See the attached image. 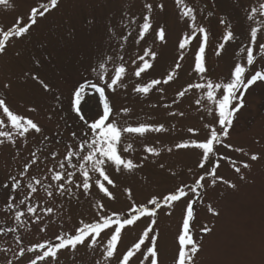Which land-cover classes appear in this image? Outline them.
<instances>
[{
	"label": "rangeland",
	"instance_id": "1",
	"mask_svg": "<svg viewBox=\"0 0 264 264\" xmlns=\"http://www.w3.org/2000/svg\"><path fill=\"white\" fill-rule=\"evenodd\" d=\"M37 0H12L13 9H5L0 6V24L5 27L11 26L17 16L23 15L25 19L31 6ZM166 5L165 12L158 14L155 24L167 25V42L161 44L149 36L147 43L139 46L134 45L130 38L124 50L118 47L117 39L109 40L105 34V26L108 24L119 25L123 12H132L139 15L143 0H62L59 9L54 11L47 19L40 20L31 33L22 40L16 41L15 47H9L6 54L0 55V82L12 81L11 102L25 115H35L43 124V135L50 137L46 147L37 152L40 156L39 168L35 166L31 170L33 174H45V168L51 167L53 161L49 155L50 150L64 154V145L75 143L70 134L76 131L78 136L82 130H86L82 122L70 109V99L73 86L82 82L87 76L95 79V74L89 73L90 66L97 64L101 56L113 57L108 63V75L114 74V69L121 63L119 57H124L127 74L123 83L126 88L118 87L115 93L106 91L114 110L119 112L123 107L131 109L129 114H120V123L125 122L135 125L137 122L163 123L169 129L166 133H148L143 137L126 135L125 142L132 143L134 151L130 155L137 161L148 155L144 167L134 173H116L109 168L108 172L115 181L117 187L109 190L116 199L108 200L95 187L91 194L85 196L79 193V199L68 197L57 198L55 201H47L43 192L34 199L39 200L42 206L63 205L57 209V215L44 218L47 224L45 232L39 231L44 224L33 225L31 231L20 229L25 245L35 243L43 239L54 238L61 230H74L79 226V221L91 222L96 218L93 204L101 200L108 211L126 212L131 207L125 188H131L133 199L137 204L145 203L152 195L167 194L174 186L180 183L191 184L196 178L195 173L188 169L193 167L199 156L196 150H176L174 144L181 139L192 138L187 133L188 127H202L210 118L195 104L200 90H192L181 101L170 108L165 104H172L176 93L188 83L198 82V77L192 72L194 53L198 47L199 39L194 41L185 52V59L181 61V69L174 82L168 85H160L163 92L154 89L148 96H141L133 91L137 83H146L153 78L162 79L170 70L178 58V38L187 30L186 21L178 19V10L174 0H158ZM188 3L197 10V21L211 28L210 42L207 49L208 66L213 78H226L233 66L234 60H241L238 53L242 44H247L245 37L250 26H257L264 19L256 17V23L245 19L244 9L258 6L264 0H188ZM241 5L238 7L237 5ZM211 12L213 15L209 16ZM227 17L237 35L235 41L226 45V51L220 56L214 55L215 45L219 42V33L223 26L218 25V18ZM135 25L130 30L135 35ZM264 43V40L260 41ZM151 47L158 53L154 66L141 78L133 75L135 65L131 60L143 54V49ZM19 53V55H17ZM40 61L36 66L35 61ZM264 69V58L257 56V63L250 69ZM25 73L39 74L52 86V93L44 92L36 82L30 78L25 79ZM98 95V94H97ZM54 96H60L57 101ZM91 113L95 117L99 110ZM155 105V107H154ZM25 106L35 107L37 112H24ZM184 112V116H169V112ZM51 116L49 120L48 117ZM204 117L202 120L201 117ZM7 130V129H3ZM59 133V137L56 134ZM264 136V83H257L246 95V107L235 122V128L226 143L234 146H244L247 150ZM59 138L62 143L57 145L55 140ZM199 138H203L201 135ZM19 139V138H18ZM43 136L35 134L30 136L28 143L22 141L17 146L0 145V182L6 176L16 174L22 169L23 163L30 158V151L40 147ZM151 145L161 150L159 157L149 155L143 151L145 145ZM172 147L169 153L167 148ZM255 144V148H259ZM19 149V152H18ZM218 152L228 155L233 159H244L240 153L231 152L218 146ZM165 167L161 169L159 165ZM172 173H176L173 175ZM219 174L231 178L237 183L236 189H231L224 184H218L214 188H208L203 202L195 205L198 215L194 222V237L202 244L201 250L196 256V264H264V163L255 164L251 170H244L246 179L241 181L227 162H222ZM79 181V175L76 177ZM26 183V180H25ZM191 195V194H190ZM7 192H0V227H12L14 224L10 214L3 212V203ZM211 204L218 215L207 211ZM186 201H181L175 207L171 216H166L165 210L159 213V227L161 238L158 244L162 250L161 264H173L177 253V235L182 223L183 209ZM39 213V209H38ZM54 221V222H49ZM149 219H142L135 227L127 228L122 233L119 251L122 253L134 243L149 223ZM207 226L212 229L210 233H202L201 227ZM106 231L102 234V242L110 236ZM15 234H0V249L10 248L7 253L0 251V264H5L6 259H11L17 250ZM32 254H26L20 259L19 264H27ZM102 248L89 250L79 247L75 254L64 250L59 254L57 264H95L101 260ZM15 264V261H14ZM112 264H117L116 260ZM133 264H139L134 260Z\"/></svg>",
	"mask_w": 264,
	"mask_h": 264
},
{
	"label": "snow or ice",
	"instance_id": "2",
	"mask_svg": "<svg viewBox=\"0 0 264 264\" xmlns=\"http://www.w3.org/2000/svg\"><path fill=\"white\" fill-rule=\"evenodd\" d=\"M62 0H37L34 6L30 7L27 18L23 15L17 16L11 26L5 27L0 24V55L6 54L9 47H15L16 41L28 36L40 20L47 19L54 11L59 9ZM178 10V19L186 21L187 30L178 38V58L170 66V70L162 78H153L146 83H137L133 91L141 96H148L154 89L163 92L160 85H168L178 77L181 69V61L185 59V52L192 43L199 39L198 47L194 53L192 72L198 77V82L188 83L177 91L172 104H165L170 108L177 104L194 89L200 90V95L195 99V104L202 109L208 118V122L202 127H188L187 133L190 137L181 139L174 144L176 150H196L199 152L195 165L188 169L195 173L196 178L191 184L180 183L174 186L167 194L152 195L145 203L137 204L133 199L131 188H125L131 207L126 212L108 211L101 200H96L93 208L96 211V218L91 222L79 221V226L74 230H61L54 238L25 245L20 229L31 231L33 225L44 224V218L56 216L57 209L63 205L42 206L39 196L42 191L43 198L47 201H55L57 198L68 197L79 199V193L85 196L91 194L95 187L108 200L116 199L111 188L117 187L115 181L109 175L108 169L112 168L116 173H134L144 167L148 155L143 156L137 162L131 155L134 151L133 144L125 142L126 135L143 137L148 133H166L169 131L163 123L137 122L135 125L125 122L120 123V114H129L131 109L123 107L116 112L106 91L115 93L118 87L126 88L123 83L127 74L124 57L120 56L121 63L114 69V74L108 75V63L113 57L101 56L95 66H90L89 73L95 74V79L85 76L82 82L73 86L70 99V109L75 113L86 130H82L78 136L76 131L70 134L71 140L75 143L64 145V154L50 150L49 155L54 162L51 167L45 168V174H33L31 170L35 166L39 168L40 156L37 152L46 147L50 137L43 135V124L35 115L29 116L20 112L12 106L11 91L12 81L0 82V145L17 146L21 141L28 143L30 136L40 134L43 139L40 147L30 151V158L23 163L22 169L16 174L9 173L3 182H0V192H7L3 203V212L11 215L14 226L0 227V234L14 233L17 250L13 252L11 259H6L5 264H19L21 258L26 254H32L27 264H57L59 254L64 250L76 253L78 246L89 250H95L98 245L102 248L101 260L95 264H112L115 259L117 264H133L138 260L139 264H161L162 250L158 244L161 238L159 227V213L165 210L166 216H171L175 207L181 201H186L183 209L182 223L176 237L178 249L173 259V264H196V256L201 250L202 244L194 237V222L198 212L195 205L202 203L206 190L214 188L218 184H224L231 189L238 187L231 178L219 174L222 162H227L234 170L239 180L246 179L244 170H251L255 164L264 163V136L255 141V144L247 150L244 146H234L226 143L230 134L235 128V122L246 107V95L257 83H264V69H250L257 63V56L264 58V19L257 26H250L247 31V44L239 47L238 53L241 60H234L229 75L221 79L213 78L208 66L207 49L210 42L212 30L203 23L197 21V10L192 7L188 0H174ZM0 6L5 9H13L12 0H0ZM241 7V5H237ZM166 5L158 0H143L139 15L132 12H123L119 25L108 24L105 26V34L109 40L117 39L118 47L124 50L125 45L132 38L136 46L147 43L149 36L161 44L167 42V25L165 23H154L158 14L165 12ZM245 19L256 23V17L264 18V3L258 6H249L244 9ZM209 16L213 13L209 12ZM135 25V35L130 30ZM218 25L223 26L219 33V42L215 45L214 55L220 57L226 51V45L237 39V35L227 17L218 18ZM19 55V53H17ZM158 53L151 47L143 49V54L131 60L135 65L133 75L141 78L142 74L153 68V62L157 59ZM40 66V61H35ZM25 79H31L43 89L44 92L52 93L53 89L49 82L41 78L39 74L25 73ZM98 94V95H97ZM60 101V96H54ZM99 104V110L95 117L91 113ZM155 107V105H154ZM24 112H37L35 107L25 106ZM169 116L183 117L180 112H169ZM51 119V116L48 117ZM203 120L204 117L202 116ZM7 129V130H3ZM203 135V138H199ZM59 137V133L56 134ZM19 138V139H18ZM55 143L59 145L62 141L57 138ZM218 146L234 153H240L244 159H233L228 155L218 152ZM143 151L149 155L159 157L161 150L151 145H145ZM171 153L172 147L167 148ZM19 152V149H18ZM165 167L163 163L159 165ZM176 175V173H172ZM79 175L80 180L76 177ZM26 180V183H25ZM191 194V195H190ZM39 209V213H38ZM207 211L218 215L219 213L211 204ZM142 219H149V223L140 232L138 239L127 247L122 253L119 245L122 240V233L125 229L135 227ZM54 222V221H49ZM47 224L39 228L41 233L47 229ZM110 232L106 242H102V234ZM202 233H210L211 228L201 227ZM5 253L12 251L10 248L0 249Z\"/></svg>",
	"mask_w": 264,
	"mask_h": 264
}]
</instances>
